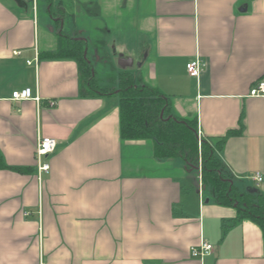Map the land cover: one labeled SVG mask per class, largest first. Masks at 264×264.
<instances>
[{"label": "crops", "instance_id": "0c3cea01", "mask_svg": "<svg viewBox=\"0 0 264 264\" xmlns=\"http://www.w3.org/2000/svg\"><path fill=\"white\" fill-rule=\"evenodd\" d=\"M75 5L93 21L123 15L116 50L75 30ZM54 6L63 14H49L54 28L47 24L41 39L39 0H0V264H264L260 227L217 206L200 169L155 158L150 140L123 141L117 95L83 94L73 58L43 56L57 49L61 31L84 40L94 72L102 61L158 89L173 117L196 119L198 138L211 146L224 140L218 157L240 190L264 193V97H249L264 80V0ZM197 57L205 67L191 78L185 66ZM25 88L39 102L11 99ZM44 137L56 147L39 174L35 151ZM202 241L211 251L192 257Z\"/></svg>", "mask_w": 264, "mask_h": 264}, {"label": "trees", "instance_id": "16d2710c", "mask_svg": "<svg viewBox=\"0 0 264 264\" xmlns=\"http://www.w3.org/2000/svg\"><path fill=\"white\" fill-rule=\"evenodd\" d=\"M46 2L49 14L54 17L53 0ZM58 11L56 15L63 14V9L62 12L60 9ZM57 42V49L43 56L73 58L78 64L83 94L117 95L120 137L123 141L150 140L154 144L155 158L181 159L188 167L200 169L202 188L214 203L220 207L236 209V222L245 219L257 224L264 239V193L240 190L234 184L218 157L220 144L224 140L211 146L202 139L199 148L196 119L181 120L173 117L168 98L158 89L146 85L138 75L130 71H122L117 77L109 78L116 80V84L110 82L108 86L101 87L96 74L92 75V63L84 55L85 41L66 36L61 31ZM238 132H229L227 135H236Z\"/></svg>", "mask_w": 264, "mask_h": 264}, {"label": "rangeland", "instance_id": "374dc122", "mask_svg": "<svg viewBox=\"0 0 264 264\" xmlns=\"http://www.w3.org/2000/svg\"><path fill=\"white\" fill-rule=\"evenodd\" d=\"M47 9H48V6L45 3V0H39V11H38L37 21H38L39 37L41 39L47 38L48 31L46 29V25L51 24L50 27L54 26V19L53 21H50L51 18L49 17V13ZM52 11L54 13V17H57L55 13L58 12V10H56L55 6L52 8ZM71 11L76 16V23H75L76 29L75 30L83 31L84 34L88 37L90 43L96 40L98 41L104 40L105 42H107L111 50L117 49V44L115 40L119 34H122L124 33V31H126L125 25L127 23L123 20L122 14H119V13L114 14L115 20H113L114 19L113 17L109 16V18L107 20L105 19L104 22H99V21L90 20L88 16H86L84 10L80 8L78 5H75ZM67 19H70L69 15H67L66 21ZM103 24H105L108 28H110V29H107V34L101 33L99 31V28ZM64 31H65V28H64ZM89 49L91 51L94 48L90 46ZM111 56H112L111 59L112 60L114 59L115 65L119 67V64L121 62L119 60L120 56L118 54L115 55L113 53H111ZM123 62L126 63V61H123ZM102 63H103L102 61L99 62V64L95 62L94 66H95L96 72H92V75L96 74L97 82L100 84L101 87L108 86L110 82H112L113 84H116V80L112 81V79H109V78H113L114 76L118 75V73L116 71L115 72L112 71L114 67H104V64ZM132 67L134 66L132 65L130 66V62H127L126 69H131ZM201 143H202V140L201 142L198 143L199 148H200Z\"/></svg>", "mask_w": 264, "mask_h": 264}, {"label": "built area", "instance_id": "2783aa9c", "mask_svg": "<svg viewBox=\"0 0 264 264\" xmlns=\"http://www.w3.org/2000/svg\"><path fill=\"white\" fill-rule=\"evenodd\" d=\"M205 67V63L201 58L197 57L194 60L188 62L185 66L187 74L191 78H198ZM251 98L264 97V80L259 81L249 92ZM11 99L15 102H22L27 100H33L39 102L37 94H33L30 88L14 91L11 95ZM50 107L54 106V102H48ZM201 142V138H198V143ZM56 147V141L51 138H39L36 145L35 158L37 160V171L39 174H44L49 171V165L42 160L51 154ZM254 180L261 182L262 178L257 175ZM212 249V246L206 242H201L198 247L191 248V256L194 258H203Z\"/></svg>", "mask_w": 264, "mask_h": 264}, {"label": "water", "instance_id": "95a60500", "mask_svg": "<svg viewBox=\"0 0 264 264\" xmlns=\"http://www.w3.org/2000/svg\"><path fill=\"white\" fill-rule=\"evenodd\" d=\"M122 63L124 64V62L122 61V62H120V65H121V66L124 68V66H123V64H122Z\"/></svg>", "mask_w": 264, "mask_h": 264}]
</instances>
